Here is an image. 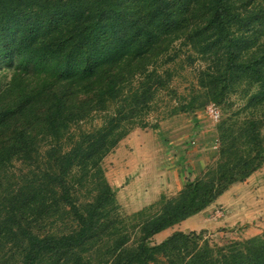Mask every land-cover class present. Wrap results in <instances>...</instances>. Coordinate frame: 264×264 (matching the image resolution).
<instances>
[{
    "label": "trees",
    "instance_id": "16d2710c",
    "mask_svg": "<svg viewBox=\"0 0 264 264\" xmlns=\"http://www.w3.org/2000/svg\"><path fill=\"white\" fill-rule=\"evenodd\" d=\"M239 1L0 0V68H13L10 82L0 85V169L14 159L31 161L40 137L50 142L46 168L41 175L31 171L37 180L12 194L1 218L0 236L9 232L22 243L16 264H54L68 254L75 256L72 264H86L81 251L106 230L105 210L114 203L101 163L134 125L149 127L139 120L140 111L170 90V77L157 61L179 41L188 57L210 61L198 71L208 101L221 103L238 82L248 80L258 86L247 104L256 115L240 122L237 131L225 120L220 124L222 162L187 182L177 198L163 197L137 212L138 244L125 248L130 237L122 234L111 264H264V234L222 247L199 246L196 232L149 243L264 164V38L259 35L264 0L237 7ZM196 106L194 99L181 112ZM94 114L102 124L81 129ZM72 127H79L76 137ZM75 169H81L82 179L93 171L100 188L84 205L76 195L81 181H72ZM44 187L52 188L50 208L75 221L70 233L40 235L32 228L35 221L28 223L25 211L46 208ZM156 205L159 210L147 215ZM0 264H6L1 257Z\"/></svg>",
    "mask_w": 264,
    "mask_h": 264
},
{
    "label": "rangeland",
    "instance_id": "374dc122",
    "mask_svg": "<svg viewBox=\"0 0 264 264\" xmlns=\"http://www.w3.org/2000/svg\"><path fill=\"white\" fill-rule=\"evenodd\" d=\"M257 2L260 3V0ZM247 3L248 0H240L236 6H245ZM259 33L263 39L264 27ZM181 43L179 41L174 45L168 57L157 61V66L170 77V90L157 94L149 106L140 111L139 120L148 122L149 127L134 125L130 134L101 163L105 178L114 192V203L105 210L109 222L104 228L106 230L81 251L86 264H111L115 255V240L122 234L130 237L125 248L136 247L140 237V219L134 215L155 205L163 197L168 200L177 198L187 182L200 179L210 169H216L222 162L218 128L224 120L227 128L233 126L237 131L240 122L256 115L247 104L258 86L248 80L238 82L221 103L208 101L198 85V71L210 61H203L201 55H198L199 59L188 57L189 49ZM12 75L13 68L2 66L0 85H7ZM138 80L133 84L137 85ZM194 99L196 109L181 112V106ZM101 124V116L94 114L82 124L81 129L91 131ZM154 125H158V128H151ZM71 132L76 137L80 132L79 127H72ZM49 145L50 142L40 137L31 161L14 159L9 167L0 169V223L6 214L5 210L11 206L12 194L28 182L37 180L31 171L41 175L46 168V150ZM241 148L238 145V149ZM77 170L72 181H81L77 183L76 195L78 203L84 205L98 195L100 188L92 177L93 171L86 179H82L81 169ZM44 190L49 198L46 208L39 212L25 211L26 216L30 214L28 223L35 221L32 228L40 235L60 236L70 233L76 227L75 221L69 214L58 212V207L51 209L49 202L54 200L51 198L54 197L52 188L44 187ZM159 208L156 205L154 209H149L147 215ZM206 209L194 219V230L175 225L152 238L150 245L159 244L176 232H196L199 246L208 243L211 247L227 246L263 235L264 164L246 181L231 185ZM21 247L22 243L11 233L1 235L2 263L16 264L21 258ZM74 259L75 256L68 254L54 264H72Z\"/></svg>",
    "mask_w": 264,
    "mask_h": 264
},
{
    "label": "crops",
    "instance_id": "0c3cea01",
    "mask_svg": "<svg viewBox=\"0 0 264 264\" xmlns=\"http://www.w3.org/2000/svg\"><path fill=\"white\" fill-rule=\"evenodd\" d=\"M206 210H207V209H206ZM206 210H204V212H205ZM204 212H202V213H204ZM202 213L197 214V215H194V216L188 218L187 220H185V221H183V222L177 224L176 226L182 225V226H180V227H183V228H184V226H187V227H185L184 229H191V230H194V227L192 226V225H194L193 221H194V219H196L197 217H199L200 215H202ZM165 231H167V230H165ZM165 231H163L162 233H164ZM162 233L156 235L155 237L161 235Z\"/></svg>",
    "mask_w": 264,
    "mask_h": 264
}]
</instances>
